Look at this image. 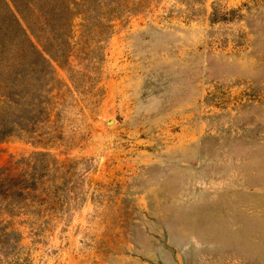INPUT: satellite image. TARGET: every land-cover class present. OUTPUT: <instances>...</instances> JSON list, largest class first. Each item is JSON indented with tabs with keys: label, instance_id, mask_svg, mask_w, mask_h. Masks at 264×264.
Returning <instances> with one entry per match:
<instances>
[{
	"label": "rangeland",
	"instance_id": "374dc122",
	"mask_svg": "<svg viewBox=\"0 0 264 264\" xmlns=\"http://www.w3.org/2000/svg\"><path fill=\"white\" fill-rule=\"evenodd\" d=\"M29 112L0 264H264V0H0V125Z\"/></svg>",
	"mask_w": 264,
	"mask_h": 264
},
{
	"label": "trees",
	"instance_id": "16d2710c",
	"mask_svg": "<svg viewBox=\"0 0 264 264\" xmlns=\"http://www.w3.org/2000/svg\"><path fill=\"white\" fill-rule=\"evenodd\" d=\"M19 21V19H18ZM20 22V21H19ZM24 34L29 37L31 46L33 51L48 62V59L45 56V53L41 51L31 40L29 34L27 33L26 29H24ZM36 120V115L32 112H29V114H22L18 116L17 121H11L8 119L3 125H0V140L5 139L6 137L10 136L15 130L16 125L21 124L24 126H28L31 123H34ZM28 189L34 190L35 188H32L31 185L28 183V179L26 176H18L14 177L11 176L9 173L5 175L0 181V212L7 211V212H14L19 211L18 209L25 208L24 206H20L22 204L21 198H27L29 195L28 192H26ZM39 195H37V199L39 200ZM4 205L6 208H4ZM0 233L2 235H10L14 233V230L7 232V226L2 225L0 223Z\"/></svg>",
	"mask_w": 264,
	"mask_h": 264
}]
</instances>
